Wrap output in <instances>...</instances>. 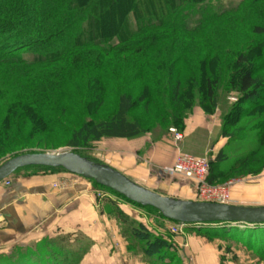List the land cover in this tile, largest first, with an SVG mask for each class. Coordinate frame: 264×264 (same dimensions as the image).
I'll use <instances>...</instances> for the list:
<instances>
[{"label": "trees", "instance_id": "1", "mask_svg": "<svg viewBox=\"0 0 264 264\" xmlns=\"http://www.w3.org/2000/svg\"><path fill=\"white\" fill-rule=\"evenodd\" d=\"M210 1L0 0V103L4 102L9 109L14 107V113L23 106L31 112L36 110L48 119L47 124L54 126L57 121L49 117L50 110L63 102L69 104V84L75 86L77 80L84 79L89 81L90 94L93 89L101 93L112 90L114 69L118 68L102 58L117 57L134 67L136 73L130 77L133 86L129 90L139 84L142 89L139 100L132 98L131 91L122 93L114 114L109 119L84 122L73 132L71 146L103 138L133 139L143 135L147 131L144 121L132 115L140 101L147 110H152L160 109L159 98H166L168 108L173 109V122L182 120L183 114L176 108L182 104V98L186 112L193 111L197 103L204 108L206 102L215 110L224 81L228 90L239 93V98L224 117L221 136L228 140L245 138L250 136L249 131L259 135L264 132V80L258 74L264 69V61L253 63L251 59L257 48L264 59V0H241L229 8L213 6ZM254 14V21L250 22L251 43L236 51L226 80L221 71L214 78L201 77L200 81L183 77L192 47L202 49L203 43L214 47L218 44L214 40L232 38V31L229 33L228 27L221 24L244 22V16L251 18ZM191 15H198L193 26L189 24ZM257 36L262 39L257 41ZM194 40L197 44L192 45ZM26 55L34 58L28 60ZM11 66H21L22 74H12ZM184 83L188 84L186 91L181 89ZM159 85L166 90V96L159 97ZM246 118L250 120L248 128L236 126ZM232 127L237 128L228 134ZM240 133L242 136H238ZM263 143L264 137L260 148L241 160L256 157L264 150ZM1 144L0 140V148ZM213 156L208 175L211 184L223 177L217 168L227 160L224 148ZM94 184L136 206L155 209ZM215 228L218 229L201 227L197 231L209 237L230 236L264 255V224L227 223ZM130 234L155 264H167L176 254L167 238L154 235L143 225L133 226ZM53 245L44 239L35 248L16 247L11 254L0 255V264H79L85 253H64V249Z\"/></svg>", "mask_w": 264, "mask_h": 264}, {"label": "rangeland", "instance_id": "2", "mask_svg": "<svg viewBox=\"0 0 264 264\" xmlns=\"http://www.w3.org/2000/svg\"><path fill=\"white\" fill-rule=\"evenodd\" d=\"M240 2L241 0L210 1L211 5L222 8L237 6ZM247 16H244V22L239 23V20L236 22L234 20L232 24H221V26L228 27L229 33L232 31V38H221V42L218 38L214 40V44L218 43L214 47H212L213 44H209V46L207 43H203L202 49L199 46L192 47V55L189 54L186 58L187 71L183 77L200 81L201 77L214 78L216 73L221 71L223 79L226 80L231 71L236 51L245 48L246 43H251L249 38L251 36L250 22L254 21L255 14L251 18ZM197 18L198 15L190 16V26L195 24ZM260 39L262 38L257 36V41ZM194 44H197L196 40L193 41L192 45ZM260 51L258 48L254 51L251 59L253 63L264 61L259 54ZM196 52L198 53L195 54ZM26 58L32 60L34 56L26 55ZM102 59L115 64V67L118 68L114 69L113 84H110L113 85L112 90H104L105 92L101 93V91L97 92L96 89H93L91 91L93 94H90L87 87L89 81L84 79L77 80L75 86L69 84V104L63 102L50 110L49 117L57 121L54 126L47 124L48 119L42 117L36 110L31 112L23 106L18 109L20 111L14 113V107L9 109L4 106V102L0 103V135L2 137L0 139L2 142L0 163L26 153L73 152L95 164L121 172L136 185L154 193L172 200L199 201L195 196L192 181L172 171L173 159L179 152H182L204 156L212 161L216 152L210 151V148L222 138L224 117L238 100L239 93L228 90L227 81H224L219 90L217 109L214 110V107L208 104L209 102H206L204 108L197 103L190 113L186 112L183 107V103L186 102L182 98V104L180 103L176 107L183 114L180 122H173V109L168 108L166 98H159L160 109L151 106L154 107V111L153 109L147 110L144 102L140 101L132 115L144 121L146 133L133 139L103 138L100 141H89L86 144L73 147L70 144L73 132L84 122L90 119H109L116 111L118 98L122 93L131 91L129 94L132 95V98L138 100L142 94L139 84L134 87L135 89L129 90V87L133 86L130 77L136 73L132 65L124 64L122 62L125 60L124 58L106 56ZM20 67L11 66L12 74H22L20 71L23 70ZM258 75L264 80V69H261ZM96 85L98 86V82ZM158 89L159 97L160 95L166 96V90L161 85L158 86ZM181 89L186 91L188 84L184 83ZM196 98L199 99L198 96ZM91 99L97 100V102H90ZM197 108L207 115L206 126L204 128L202 126L194 127L192 134L186 136L188 128L194 126L192 123L193 113ZM21 111L24 112L23 115ZM248 123L250 120L246 118L236 126L248 128L250 125ZM237 127L228 129V134H231ZM173 128L182 134V139L175 140L171 133ZM256 133V131H249V137L230 139L223 147L227 160L218 165L217 169L221 171L223 177L215 185L230 188L232 198L228 204L264 205V169L260 171L264 164V150L262 149L256 157L247 158L245 162L241 160L242 157H247L252 151L260 148L264 132L259 135ZM238 136H242V134L240 133ZM202 147L205 149L201 150ZM37 167L46 168L47 166ZM47 168L53 172L67 171L64 168ZM78 178L80 177L70 174L67 175V179L60 182L72 183ZM86 181L93 186L91 193L95 207L100 212H105L106 218L109 219L105 220L106 238L104 241H96L79 230L61 233L65 230L60 228L54 232L58 235L46 239L50 244L53 243L54 247L64 249V253L76 252L80 254L85 252L80 263L88 253L83 264H155L148 260L144 255L142 245L136 242L130 234L133 226L143 225L150 229L154 235H162L172 243L176 254L167 264H264V255L251 249L242 241L230 236L209 237L197 231L201 227L212 230L218 228L197 224L185 226L166 220L155 209L136 206L109 190L96 187L94 182L88 179ZM102 191L106 193L103 196L99 195ZM62 214H65V211L59 215ZM221 225L215 227H221ZM20 242L22 243V241ZM23 244H18L17 247L35 248L37 243L30 242L29 246H23ZM15 249L16 247H13L10 253Z\"/></svg>", "mask_w": 264, "mask_h": 264}, {"label": "crops", "instance_id": "3", "mask_svg": "<svg viewBox=\"0 0 264 264\" xmlns=\"http://www.w3.org/2000/svg\"><path fill=\"white\" fill-rule=\"evenodd\" d=\"M205 118L207 115L201 109H195L192 120L194 126L188 128L186 136L192 134L194 127L204 128ZM227 141L228 138L222 137L212 145L210 151L217 153ZM70 174L64 170L53 172L47 167L28 166L9 176L10 185L0 183V255H8L18 244H38L58 235L54 234L58 228L65 230L61 233L79 230L96 241H104L105 220L109 219L105 212H100L94 205L91 193L93 186L80 176L72 183L60 182ZM63 211L65 214L59 215ZM83 261L79 264H83Z\"/></svg>", "mask_w": 264, "mask_h": 264}, {"label": "water", "instance_id": "4", "mask_svg": "<svg viewBox=\"0 0 264 264\" xmlns=\"http://www.w3.org/2000/svg\"><path fill=\"white\" fill-rule=\"evenodd\" d=\"M28 166L64 168L77 176L113 190L131 202L157 209L164 219L187 225L220 223L264 224L263 206H242L207 201L172 200L136 185L119 171L95 164L73 152L26 153L0 163V182Z\"/></svg>", "mask_w": 264, "mask_h": 264}, {"label": "built area", "instance_id": "5", "mask_svg": "<svg viewBox=\"0 0 264 264\" xmlns=\"http://www.w3.org/2000/svg\"><path fill=\"white\" fill-rule=\"evenodd\" d=\"M171 133L174 135L175 140L182 139V134L177 129H171ZM209 167L210 160L207 157L179 152L174 159L171 169L175 174L182 175L194 183L195 196L199 201L228 204L232 198L230 188L209 183ZM1 182L5 186L11 184L9 177ZM104 194L106 193L103 191L99 193L101 196ZM178 224L187 225L184 223ZM197 225L215 227L220 224L204 223Z\"/></svg>", "mask_w": 264, "mask_h": 264}, {"label": "bare ground", "instance_id": "6", "mask_svg": "<svg viewBox=\"0 0 264 264\" xmlns=\"http://www.w3.org/2000/svg\"><path fill=\"white\" fill-rule=\"evenodd\" d=\"M194 225V224H193Z\"/></svg>", "mask_w": 264, "mask_h": 264}]
</instances>
